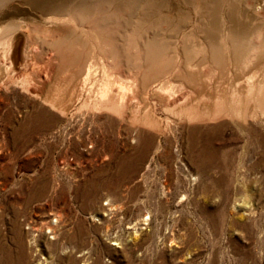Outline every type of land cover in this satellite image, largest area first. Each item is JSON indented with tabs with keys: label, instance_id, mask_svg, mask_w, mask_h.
I'll use <instances>...</instances> for the list:
<instances>
[{
	"label": "rangeland",
	"instance_id": "1",
	"mask_svg": "<svg viewBox=\"0 0 264 264\" xmlns=\"http://www.w3.org/2000/svg\"><path fill=\"white\" fill-rule=\"evenodd\" d=\"M247 1L238 2L243 11ZM165 3L169 36L182 23L181 48L192 32L205 42V17L189 0ZM42 13L36 0L0 2V37L12 21L31 23L20 29L19 67L0 81V264H264V106L245 86L264 82V57L241 69L227 60L175 64L149 89L130 81L124 108L112 111L83 89L76 60L56 56L53 40L73 27L45 25ZM233 90L239 112L177 113L176 101L211 106ZM147 113L156 125L144 123Z\"/></svg>",
	"mask_w": 264,
	"mask_h": 264
},
{
	"label": "bare ground",
	"instance_id": "2",
	"mask_svg": "<svg viewBox=\"0 0 264 264\" xmlns=\"http://www.w3.org/2000/svg\"><path fill=\"white\" fill-rule=\"evenodd\" d=\"M8 1L10 0H0L2 3ZM55 1L36 0V5L42 8V14L46 19L45 25L57 26L59 28L60 24H70L73 27V30L71 29L70 31L67 30L60 33L58 34L59 37L53 40L56 44L55 49L57 50V58L64 62L69 61L70 58L76 60L82 74L81 79L83 83L85 82L83 89H85L86 84L90 85L88 90L94 91L95 96L99 98L105 108L112 111H120L124 108L125 105L123 103L128 93L127 89L129 91V88H132L134 83H136L129 84L130 81H137V79L140 78L141 83L138 84L139 87L149 89L148 87L151 85L150 79L152 77L156 76L158 73L166 72L167 67L169 70V67L172 68L175 64L179 65L183 62L192 67V65L197 66L200 61L204 62L211 60L214 63L219 65L222 64L226 67L227 63L225 62L227 60L228 62H233L236 68L241 69L251 65L255 59L264 57V20L262 19V10H264V6L261 4L260 0H248L246 6L249 5L251 9L248 11H243V9H241V5L238 4L241 0H189L199 11L198 13H201V15L205 17L203 19L204 21L201 22L202 24L199 25L200 30L203 32L202 37L206 40L205 42L197 41L195 33L192 32L190 37L185 40V44H183L182 48L179 46L182 37H179V34H177L180 33L182 23L179 29L175 30L177 32L175 33V37L169 36L167 32L170 30L169 28H172L169 21H172L173 17L171 14H167L170 13L166 11L170 4H166L165 0L162 1L166 6L161 9L157 7V0ZM243 1L245 3V0ZM26 11L23 8L18 9V12L21 14H25ZM209 13H211V19H209ZM225 13H228V15H225ZM194 21L193 24L195 23ZM30 24V22L12 21L5 27L7 33L0 37V54H2V56L5 54L4 56L8 57V59H6L10 60L9 66L5 65L3 62L4 65L0 64L1 83L6 79V77H4L6 73L4 72L8 71L9 67L13 69L19 67L18 60L21 50L20 44L22 43V38L19 35L20 31H22L20 29ZM196 24L194 25L196 26ZM68 25L66 26L68 27ZM205 25L215 27H213L212 30L208 29L206 31L204 29ZM123 27L128 31L127 33L133 32V36H121V34H117L116 37V32H121V28ZM62 28L64 29V26ZM45 29L48 31L49 27ZM24 32L23 30V33ZM8 37L9 39H7ZM170 38L175 39L171 41ZM217 38H219L220 41H217ZM127 40L130 42L135 41V48L138 50L136 53H128V51H126L129 49L125 47L126 44L129 45V43L126 42ZM198 45H201L202 50H193V48ZM78 47L80 48L78 49ZM79 52H84L83 55H81L82 57H79ZM97 56L98 58L100 57V62L96 60ZM120 57L126 58L127 63L124 64L128 66L132 64V66L128 68L129 71L135 68L141 71L138 73L136 72L134 76L126 77L124 72H127L128 69H122L121 64H118ZM105 59H108V61ZM26 66H28V64H26ZM196 68L198 69V67ZM12 73L9 74L12 75ZM26 75L27 73L22 75L23 80L27 78L25 77ZM191 75L189 74V76ZM193 77L195 76H192V78ZM245 86H248L246 87L248 96L254 97L253 102H255V104L258 103L260 106H264L263 80H260L259 83H255L254 80H251ZM163 87V85H158L155 91L160 88L163 89ZM256 87L257 90L255 89ZM236 90L230 93V99L227 98V95L217 96L211 106L196 104L192 102V99H190L191 101L186 99L176 101L182 105L179 107L177 113L182 118L193 120L204 116L211 117L221 111L231 110L232 112H239L241 111L240 106L242 105V100L237 98L240 92ZM200 95L201 97L203 96L202 93ZM44 100L50 102L53 106L56 105L51 99ZM161 100L160 102L162 103L163 101ZM95 105H97V103H95ZM142 120L148 125L157 124L155 119L148 113ZM149 139V142H145L150 143L151 138Z\"/></svg>",
	"mask_w": 264,
	"mask_h": 264
}]
</instances>
